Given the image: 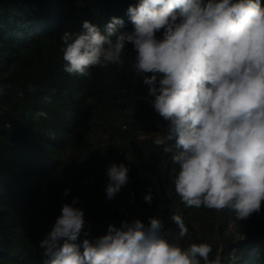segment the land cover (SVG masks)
I'll list each match as a JSON object with an SVG mask.
<instances>
[{"label": "trees", "instance_id": "trees-1", "mask_svg": "<svg viewBox=\"0 0 264 264\" xmlns=\"http://www.w3.org/2000/svg\"><path fill=\"white\" fill-rule=\"evenodd\" d=\"M138 3L0 0V264H44L40 241L62 205L75 198L88 232L77 243L107 234L109 224L138 218L147 225L149 217L162 220L171 241L179 234L171 217L179 215L188 229L181 245L207 242L209 259L219 264H264V201L260 212L240 220L231 208L188 207L175 192V141L170 152L153 142L167 134L169 122L150 105L143 77L134 74L131 44L122 66L91 68V78L64 71L65 31H81L85 20L103 30L112 17L124 20L121 32L132 31L127 9ZM38 111L47 117L37 119ZM98 132L114 137L111 159L95 150ZM121 162L129 182L108 200L107 168ZM149 188L151 203L144 200Z\"/></svg>", "mask_w": 264, "mask_h": 264}, {"label": "clouds", "instance_id": "clouds-1", "mask_svg": "<svg viewBox=\"0 0 264 264\" xmlns=\"http://www.w3.org/2000/svg\"><path fill=\"white\" fill-rule=\"evenodd\" d=\"M124 20L112 17L103 30L85 20L79 32L60 40L64 71L91 78L90 69L122 66L125 47L136 52L134 74L143 77L150 105L168 121L154 144L176 151L175 192L188 207L235 210L237 219L261 211L264 201V4L261 0H139ZM162 31V38L156 33ZM151 75H148V74ZM30 93L37 88L28 86ZM3 88H0V94ZM50 99V98H47ZM38 119L47 113L38 111ZM129 168H107L106 198L129 182ZM70 189H65L67 196ZM152 190L144 196L152 202ZM62 205L51 231L40 241L44 264H219L207 242L183 246L188 229L171 219L178 236L167 239L162 220L149 217L107 226V234L87 237L84 211Z\"/></svg>", "mask_w": 264, "mask_h": 264}, {"label": "rangeland", "instance_id": "rangeland-1", "mask_svg": "<svg viewBox=\"0 0 264 264\" xmlns=\"http://www.w3.org/2000/svg\"><path fill=\"white\" fill-rule=\"evenodd\" d=\"M114 141L115 140L112 134H104L102 132H98L94 137L95 150L103 154V156L110 158L109 153L112 149ZM237 243H241V241H238Z\"/></svg>", "mask_w": 264, "mask_h": 264}, {"label": "water", "instance_id": "water-1", "mask_svg": "<svg viewBox=\"0 0 264 264\" xmlns=\"http://www.w3.org/2000/svg\"><path fill=\"white\" fill-rule=\"evenodd\" d=\"M247 243H248V240H244V241L242 242V246H243V247L246 246Z\"/></svg>", "mask_w": 264, "mask_h": 264}]
</instances>
